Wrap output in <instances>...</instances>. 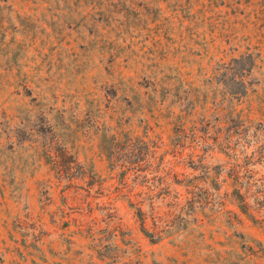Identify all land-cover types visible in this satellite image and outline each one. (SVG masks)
I'll use <instances>...</instances> for the list:
<instances>
[{
    "label": "rangeland",
    "instance_id": "obj_1",
    "mask_svg": "<svg viewBox=\"0 0 264 264\" xmlns=\"http://www.w3.org/2000/svg\"><path fill=\"white\" fill-rule=\"evenodd\" d=\"M0 264H264V0H0Z\"/></svg>",
    "mask_w": 264,
    "mask_h": 264
}]
</instances>
